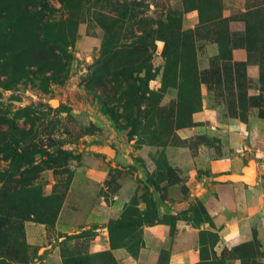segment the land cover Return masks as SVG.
<instances>
[{"label": "rangeland", "instance_id": "rangeland-1", "mask_svg": "<svg viewBox=\"0 0 264 264\" xmlns=\"http://www.w3.org/2000/svg\"><path fill=\"white\" fill-rule=\"evenodd\" d=\"M226 128L238 168L264 167V0H0V264H169L198 247L194 264H223L204 201L170 186L233 168ZM185 144L214 158L173 164ZM260 230L223 255L264 264Z\"/></svg>", "mask_w": 264, "mask_h": 264}, {"label": "crops", "instance_id": "crops-1", "mask_svg": "<svg viewBox=\"0 0 264 264\" xmlns=\"http://www.w3.org/2000/svg\"><path fill=\"white\" fill-rule=\"evenodd\" d=\"M208 126V124L199 123L189 127L193 133L187 136L183 135V138L187 139L195 136L198 130L206 132L209 129ZM210 126L216 128L214 123ZM232 126L234 127V125ZM238 134V132L236 133V131L226 128L219 138V144L223 148L221 160L224 162L232 159L231 165L233 163V168L220 172L218 175H206L203 178H199L196 174L190 176L184 172V179L170 186V189L176 194L186 189L185 197H187V194L192 196L199 195L204 201L210 215L216 221V226L208 221L207 224L209 223L208 226L210 227L207 228L217 230L221 236L217 254L224 258L223 264H244V256L241 254H234L233 256L223 255L222 250L225 247L232 248L231 243L228 241L229 236L235 235L240 239V228L242 226H249L252 235L259 233L261 236L260 228L264 229V167L258 166L255 172L247 170L244 172L238 168L242 166V159L237 156L235 158L230 156L232 144L238 140ZM202 145L199 147V151L193 150L187 144L169 145L166 152L173 164L186 168L195 159L200 160L208 157L209 160H212L214 158L213 146ZM242 148H244L243 151L241 150ZM238 150L245 153L253 150V147L245 144ZM257 150L261 149L257 148ZM182 202H185V200ZM201 228H205V225ZM201 228L198 227L199 230ZM241 241H244V239H241ZM201 261L202 252L200 247L181 252H172L169 256V264H194Z\"/></svg>", "mask_w": 264, "mask_h": 264}, {"label": "built area", "instance_id": "built-area-1", "mask_svg": "<svg viewBox=\"0 0 264 264\" xmlns=\"http://www.w3.org/2000/svg\"><path fill=\"white\" fill-rule=\"evenodd\" d=\"M244 148H242L241 150L243 151Z\"/></svg>", "mask_w": 264, "mask_h": 264}]
</instances>
